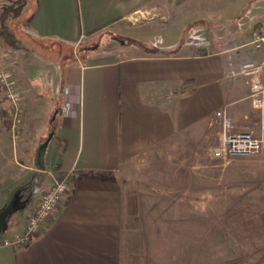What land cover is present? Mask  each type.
Instances as JSON below:
<instances>
[{
	"label": "crops",
	"instance_id": "crops-1",
	"mask_svg": "<svg viewBox=\"0 0 264 264\" xmlns=\"http://www.w3.org/2000/svg\"><path fill=\"white\" fill-rule=\"evenodd\" d=\"M22 1L25 96L18 128L0 111V211L20 188L31 185V198L17 200L0 264H161V212L157 223L150 211L131 212L133 180L167 154H207L218 110L228 111L234 131L256 127L242 67L259 58L247 48L251 30L264 24V0ZM138 11L157 17L134 26ZM164 26L173 29L169 39L157 35ZM110 34L132 41L115 38L123 50L106 59L45 62L58 46ZM64 103L67 116L59 114ZM46 140L40 169L35 153ZM63 179L71 192L41 233L19 247L3 243Z\"/></svg>",
	"mask_w": 264,
	"mask_h": 264
},
{
	"label": "rangeland",
	"instance_id": "rangeland-1",
	"mask_svg": "<svg viewBox=\"0 0 264 264\" xmlns=\"http://www.w3.org/2000/svg\"><path fill=\"white\" fill-rule=\"evenodd\" d=\"M14 1L6 0L3 7L16 8L21 0ZM154 15L152 12L138 11L131 15L130 24L135 26L157 17ZM26 17L24 7L19 15L9 12L6 24L14 33L12 45L0 36V68H8L15 74L19 87L21 85L23 89V97L24 83L19 71L22 59L27 55L23 39ZM172 30L170 26L159 27L157 35L169 39ZM190 32L191 29L186 30V33ZM207 35L204 36L209 37ZM115 38L124 40L127 45L132 41L114 34L95 37L74 49L58 46L55 55L45 62H56L62 66L76 57L89 59V62L98 56L106 59L118 55L123 46ZM140 45L143 51L152 50ZM247 49L251 51L253 48L250 45ZM253 55L259 56L253 63L260 64L263 60L260 53L254 50ZM259 73L264 82V67ZM38 76L39 73L35 74L34 80H38ZM43 81L46 82L41 76ZM254 110L257 113L256 127L244 130L257 131L261 112ZM0 111L3 112L2 120L15 129L22 123V114L15 120L7 107ZM232 131L236 132L233 128ZM221 132L222 126L218 120L211 126V143L207 154L186 157L167 154L146 174H141L139 183L137 179L133 180L130 189L131 212L142 214L143 211H150L149 217L155 216L156 223L161 212V264H264V149L254 155L216 158L211 150L219 145ZM216 138H219L217 143ZM29 186H25V192L21 194L24 204L31 198L28 195ZM17 200L15 196L6 224L17 210ZM150 223L153 221L150 220ZM5 234L4 229L0 239Z\"/></svg>",
	"mask_w": 264,
	"mask_h": 264
},
{
	"label": "built area",
	"instance_id": "built-area-1",
	"mask_svg": "<svg viewBox=\"0 0 264 264\" xmlns=\"http://www.w3.org/2000/svg\"><path fill=\"white\" fill-rule=\"evenodd\" d=\"M250 44L255 51L261 53L263 60L260 64L246 63L242 67V74L250 77L249 99L252 108L261 112V119L257 131L240 130L233 132L232 121L226 109L215 113L217 120L222 126L220 143L212 148L211 154L216 158H227L233 155H254L264 149V82L260 77L259 70L264 67V24L254 27L250 33ZM23 92L19 87L18 80L8 68H0V109L7 107L13 119L17 120L21 111ZM69 104L64 103L59 114L67 116ZM71 192L68 181L60 180L40 195L36 206L27 216L23 231L3 243L15 247L22 246L41 233L51 220L54 213L64 203L66 196Z\"/></svg>",
	"mask_w": 264,
	"mask_h": 264
},
{
	"label": "trees",
	"instance_id": "trees-1",
	"mask_svg": "<svg viewBox=\"0 0 264 264\" xmlns=\"http://www.w3.org/2000/svg\"><path fill=\"white\" fill-rule=\"evenodd\" d=\"M17 1L18 0L14 1V3H16ZM23 7H24V1L21 0L19 2V5L16 6V8H12L11 6H4L0 13V36L5 38L6 41L11 45L13 44L11 39L14 37V33L8 29V25L6 24V18L8 17L9 12H12L13 15H19ZM195 53H200V52L196 51ZM23 188H20L18 190L17 195H16V200L21 198L20 192L23 190ZM15 204L16 203H14V205Z\"/></svg>",
	"mask_w": 264,
	"mask_h": 264
},
{
	"label": "water",
	"instance_id": "water-1",
	"mask_svg": "<svg viewBox=\"0 0 264 264\" xmlns=\"http://www.w3.org/2000/svg\"><path fill=\"white\" fill-rule=\"evenodd\" d=\"M47 143H48L47 140L44 141L43 143H41L38 146V148L36 150L34 160H35V166L37 168L42 169L44 167V165H43V154H44V151L46 149ZM16 193H17V190L13 193L10 200L7 202V204L0 211V235L6 227V220L12 211L13 201L15 199Z\"/></svg>",
	"mask_w": 264,
	"mask_h": 264
}]
</instances>
